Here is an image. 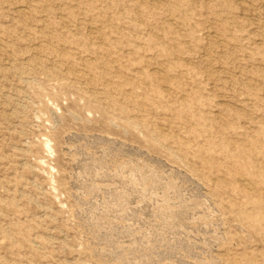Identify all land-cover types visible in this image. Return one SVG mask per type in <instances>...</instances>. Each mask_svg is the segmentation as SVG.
Listing matches in <instances>:
<instances>
[{
    "label": "rangeland",
    "instance_id": "rangeland-1",
    "mask_svg": "<svg viewBox=\"0 0 264 264\" xmlns=\"http://www.w3.org/2000/svg\"><path fill=\"white\" fill-rule=\"evenodd\" d=\"M0 264H264V0H0Z\"/></svg>",
    "mask_w": 264,
    "mask_h": 264
},
{
    "label": "bare ground",
    "instance_id": "bare-ground-1",
    "mask_svg": "<svg viewBox=\"0 0 264 264\" xmlns=\"http://www.w3.org/2000/svg\"><path fill=\"white\" fill-rule=\"evenodd\" d=\"M135 176V175H134ZM138 179V178H137ZM146 184V183H145ZM174 186V185H173ZM126 190V189H125ZM117 192V191H116ZM171 204V203H170ZM114 205V204H113ZM164 205V204H163ZM168 204H165L164 207H166ZM154 207V206H153ZM160 207V206H159ZM173 208V206H172ZM181 221V220H180ZM177 222V221H176ZM115 226V225H114ZM202 261V260H201Z\"/></svg>",
    "mask_w": 264,
    "mask_h": 264
}]
</instances>
